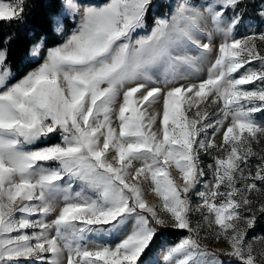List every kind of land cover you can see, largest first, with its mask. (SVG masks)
Instances as JSON below:
<instances>
[{
	"label": "snow or ice",
	"instance_id": "6c2138e0",
	"mask_svg": "<svg viewBox=\"0 0 264 264\" xmlns=\"http://www.w3.org/2000/svg\"><path fill=\"white\" fill-rule=\"evenodd\" d=\"M242 3L149 24L153 0H60L36 68L0 47V264H264V29ZM29 7L0 0V23ZM164 229L186 234L149 256Z\"/></svg>",
	"mask_w": 264,
	"mask_h": 264
},
{
	"label": "trees",
	"instance_id": "16d2710c",
	"mask_svg": "<svg viewBox=\"0 0 264 264\" xmlns=\"http://www.w3.org/2000/svg\"><path fill=\"white\" fill-rule=\"evenodd\" d=\"M28 2L30 7L23 21L13 22L10 25L0 23V47H7L8 63L11 65L16 79L39 64L40 59L31 55V48L37 41L43 40L46 47L62 42V37L54 31V17L60 11V0H28ZM257 5V1H253L251 6H248L247 0L246 3L243 2L240 7L246 9L244 18L249 15L257 16ZM164 13L160 12L159 14ZM9 36L12 39L5 44ZM162 232L163 235L156 241L152 252L148 253L149 256L160 245L162 236L177 235L183 231L164 229Z\"/></svg>",
	"mask_w": 264,
	"mask_h": 264
},
{
	"label": "rangeland",
	"instance_id": "374dc122",
	"mask_svg": "<svg viewBox=\"0 0 264 264\" xmlns=\"http://www.w3.org/2000/svg\"><path fill=\"white\" fill-rule=\"evenodd\" d=\"M253 1H257L258 2V5H257V13L256 15L257 16H247L244 18V22L245 24H255L257 26V29L260 30V29H264V18H261L258 14V10L260 8V5L262 3H264V0H247L248 2V6H251V3ZM154 4L157 5V7L154 9V11H150L149 13V16H148V23L151 24L152 20H150L151 18H153L154 15H160L159 13L160 12H167L168 11V5L169 3L171 2V0H153ZM243 2L246 3V0H243ZM71 26V25H70ZM69 26V27H70ZM54 27H55V21H54ZM241 31H243L244 29L241 28L240 29ZM41 40L37 41L36 43L40 42ZM35 43V44H36ZM61 43V42H60ZM55 46V45H54ZM49 47H52V46H49ZM42 60L40 59V62L41 63ZM254 64L258 63V62H253ZM39 65V64H38ZM37 65V66H38ZM35 66V67H37ZM34 67V68H35ZM247 67V66H246ZM33 69V68H32ZM31 70V69H30ZM29 70V71H30ZM243 71V69L241 70ZM247 87H251V86H247ZM211 110V109H210ZM222 140V136H217V142L219 143L220 141ZM255 147V146H254ZM207 159V158H206ZM207 162H211L210 160H208ZM173 175L174 176H178V173H176L175 171L173 172ZM208 177H205V179H207ZM202 190V188H201ZM147 198L150 200V201H155L157 200L158 198L155 197L154 195H152L151 193H149L147 195ZM193 200L194 201H198V197H193ZM198 218V217H197ZM186 233L185 232H182V233H179L177 235H172V236H162L163 239L161 241L160 244H168V243H172L174 241H176L180 236L182 235H185ZM264 236V214H257V220H256V223L254 225V227L252 229H249V237L251 236ZM210 246L212 247H225V243L223 241H220L218 243L216 242H213L210 244ZM157 251V249L155 250V252Z\"/></svg>",
	"mask_w": 264,
	"mask_h": 264
},
{
	"label": "bare ground",
	"instance_id": "6f19581e",
	"mask_svg": "<svg viewBox=\"0 0 264 264\" xmlns=\"http://www.w3.org/2000/svg\"><path fill=\"white\" fill-rule=\"evenodd\" d=\"M35 68H36V67H35ZM33 69H34V68H33ZM31 70H32V69H31ZM31 70H30V71H31Z\"/></svg>",
	"mask_w": 264,
	"mask_h": 264
}]
</instances>
